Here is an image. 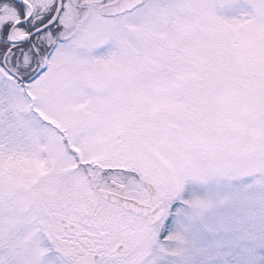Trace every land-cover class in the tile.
<instances>
[{
  "label": "snow or ice",
  "instance_id": "obj_1",
  "mask_svg": "<svg viewBox=\"0 0 264 264\" xmlns=\"http://www.w3.org/2000/svg\"><path fill=\"white\" fill-rule=\"evenodd\" d=\"M0 264H264V0H0Z\"/></svg>",
  "mask_w": 264,
  "mask_h": 264
}]
</instances>
